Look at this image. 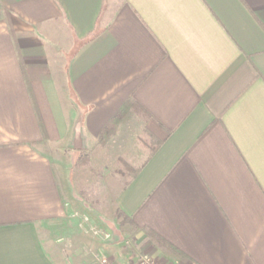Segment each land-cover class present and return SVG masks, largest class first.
<instances>
[{"label": "crops", "instance_id": "0c3cea01", "mask_svg": "<svg viewBox=\"0 0 264 264\" xmlns=\"http://www.w3.org/2000/svg\"><path fill=\"white\" fill-rule=\"evenodd\" d=\"M129 115L143 161L84 221L64 160ZM140 253L264 264V0H0V264Z\"/></svg>", "mask_w": 264, "mask_h": 264}, {"label": "rangeland", "instance_id": "374dc122", "mask_svg": "<svg viewBox=\"0 0 264 264\" xmlns=\"http://www.w3.org/2000/svg\"><path fill=\"white\" fill-rule=\"evenodd\" d=\"M134 119L129 115L125 121L119 123L117 136L110 140L112 142L102 143L99 141L97 153H93L92 158L87 161L90 162L91 169L84 166V163H87L86 160L75 166V163L71 165L72 162L68 157L65 158L66 168L63 170L70 171V183L66 185L67 193L69 194V201L74 203L77 209L78 217L84 218L90 215L100 223L114 227L116 221L114 219L115 199H117L121 188L125 187L124 182L126 180V176H122L120 173L123 162L127 160V162L136 165L142 162V158L145 156L144 152L139 153L138 142H140V138L138 139L137 136L141 126L138 124V120ZM127 135L131 137H127ZM124 140L129 141V147L136 152L129 153L130 158L123 151ZM141 141L143 142L142 139ZM81 156L83 157L82 154ZM130 241L131 238L127 239L126 243L128 244ZM138 257L139 259L151 258L144 253H140ZM152 260L154 261V259Z\"/></svg>", "mask_w": 264, "mask_h": 264}, {"label": "built area", "instance_id": "2783aa9c", "mask_svg": "<svg viewBox=\"0 0 264 264\" xmlns=\"http://www.w3.org/2000/svg\"><path fill=\"white\" fill-rule=\"evenodd\" d=\"M84 221H88V218L87 217H84L83 218ZM94 235H99V234H102L100 233L99 231L97 230H93L92 231ZM104 238H108V235L107 234H103ZM140 261V264H157V263H154L155 261H153L151 258H148V257H144L142 259H139ZM101 264H108L106 260H101Z\"/></svg>", "mask_w": 264, "mask_h": 264}, {"label": "trees", "instance_id": "16d2710c", "mask_svg": "<svg viewBox=\"0 0 264 264\" xmlns=\"http://www.w3.org/2000/svg\"><path fill=\"white\" fill-rule=\"evenodd\" d=\"M123 110H124V107L120 110V114H121V112H123ZM121 216V213L120 214H118V216Z\"/></svg>", "mask_w": 264, "mask_h": 264}]
</instances>
